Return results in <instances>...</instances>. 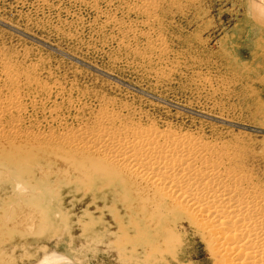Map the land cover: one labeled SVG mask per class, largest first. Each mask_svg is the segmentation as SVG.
Masks as SVG:
<instances>
[{"label": "rangeland", "instance_id": "rangeland-1", "mask_svg": "<svg viewBox=\"0 0 264 264\" xmlns=\"http://www.w3.org/2000/svg\"><path fill=\"white\" fill-rule=\"evenodd\" d=\"M131 4L132 0H0L1 62L18 68V89L26 96L40 95L42 100L53 87L46 105L60 108L53 119L45 109L36 108L37 128L59 119L91 129L92 114L87 112L96 110L113 114L122 126L190 132L217 143L232 170L264 196L263 3L158 0L155 19L148 24L137 10L131 12ZM112 15L118 22L107 20ZM68 100L74 107L61 108ZM82 109L77 120L75 114ZM64 144L57 139L31 143L33 155L39 156L33 179L21 177L24 164L9 165L0 153V264H33L52 250L73 264L210 263L205 243L186 225L180 227L182 247L164 254L167 263L158 254L156 262L144 260V253H130L127 237L110 229L96 231L100 215H91L93 208L82 214L87 204L67 189L60 199L54 194L44 208L52 223L40 234H17L11 223L7 225L12 218L7 209L21 206L22 192L34 190L41 175L64 172L59 161H73L65 155ZM40 150L54 157L45 155V160ZM26 158L29 164L34 160ZM14 179L22 181V187ZM108 218L103 220L110 227ZM66 224L71 227H63Z\"/></svg>", "mask_w": 264, "mask_h": 264}, {"label": "bare ground", "instance_id": "bare-ground-1", "mask_svg": "<svg viewBox=\"0 0 264 264\" xmlns=\"http://www.w3.org/2000/svg\"><path fill=\"white\" fill-rule=\"evenodd\" d=\"M157 1L132 0L131 12L132 8L137 10L148 24L147 21L155 19ZM260 2L263 3L260 12L264 14V0ZM113 15L107 17L112 24L118 22ZM18 73L17 67L5 66L0 60L2 159L9 165L24 164L21 177L33 179L36 177L33 164L39 156L33 155L31 143L57 139L65 143L63 151L73 161L63 164L60 160L63 173L43 172L34 190L25 188L22 192L19 200L23 204L9 206L7 214L12 218L7 225L11 223L17 234H40L51 222L50 212L46 213L44 208L56 197L54 194L60 199L62 191L67 189L87 204L82 214L88 215L93 208L91 215L92 212L100 215L101 225L96 231L108 233L110 229L113 234L125 235L128 251L137 256L139 252L146 254L143 259L156 260L158 254L160 261L167 263L165 253L177 252L182 247L180 227L186 225L205 243L210 255L208 264H264V196L245 176L232 170L229 158L217 143L190 132L118 125L113 114H97L96 110L87 112L92 114L91 129L81 122L69 125L55 118L57 121H49L48 127L39 129L40 122L33 112L36 108L45 109L47 116L58 117L60 108L46 105L53 87L47 88L42 100L35 94L33 99L18 89L21 82ZM73 105L68 100L61 108L69 109ZM84 111L75 114L77 120ZM40 151L44 159L45 155L53 156ZM26 156H34V160L29 164ZM74 157L86 161L76 162ZM15 183L22 187V181L16 179ZM54 212L61 216L59 209L55 208ZM107 216L112 218L110 227L103 220ZM52 251L43 253L33 264H73L65 254ZM175 258L179 259L177 253Z\"/></svg>", "mask_w": 264, "mask_h": 264}]
</instances>
